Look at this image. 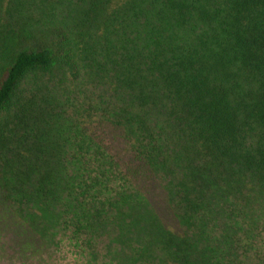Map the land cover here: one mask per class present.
<instances>
[{"label": "trees", "instance_id": "16d2710c", "mask_svg": "<svg viewBox=\"0 0 264 264\" xmlns=\"http://www.w3.org/2000/svg\"><path fill=\"white\" fill-rule=\"evenodd\" d=\"M0 214L84 264H264V0H0Z\"/></svg>", "mask_w": 264, "mask_h": 264}, {"label": "rangeland", "instance_id": "374dc122", "mask_svg": "<svg viewBox=\"0 0 264 264\" xmlns=\"http://www.w3.org/2000/svg\"><path fill=\"white\" fill-rule=\"evenodd\" d=\"M167 222L171 217L165 213ZM0 214V264H84L67 245L45 249L36 237L32 238L30 232L12 221L13 215Z\"/></svg>", "mask_w": 264, "mask_h": 264}]
</instances>
